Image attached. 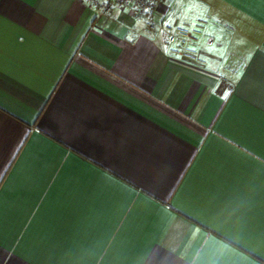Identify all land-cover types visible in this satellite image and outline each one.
Here are the masks:
<instances>
[{
    "label": "crops",
    "instance_id": "0c3cea01",
    "mask_svg": "<svg viewBox=\"0 0 264 264\" xmlns=\"http://www.w3.org/2000/svg\"><path fill=\"white\" fill-rule=\"evenodd\" d=\"M156 20L0 0V264H264V0Z\"/></svg>",
    "mask_w": 264,
    "mask_h": 264
},
{
    "label": "built area",
    "instance_id": "2783aa9c",
    "mask_svg": "<svg viewBox=\"0 0 264 264\" xmlns=\"http://www.w3.org/2000/svg\"><path fill=\"white\" fill-rule=\"evenodd\" d=\"M105 12H111L115 7H128L137 17L145 19L151 32L161 31L166 34L169 51L177 56L191 60H199L196 48V29H191L186 23H164L156 20V12L161 0H93Z\"/></svg>",
    "mask_w": 264,
    "mask_h": 264
},
{
    "label": "snow or ice",
    "instance_id": "6c2138e0",
    "mask_svg": "<svg viewBox=\"0 0 264 264\" xmlns=\"http://www.w3.org/2000/svg\"><path fill=\"white\" fill-rule=\"evenodd\" d=\"M225 96H227V92L225 93Z\"/></svg>",
    "mask_w": 264,
    "mask_h": 264
}]
</instances>
